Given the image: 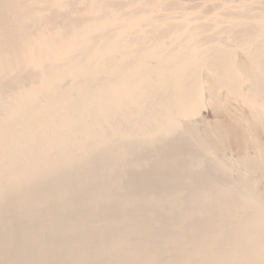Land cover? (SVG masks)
I'll return each instance as SVG.
<instances>
[{
	"label": "bare ground",
	"instance_id": "obj_1",
	"mask_svg": "<svg viewBox=\"0 0 264 264\" xmlns=\"http://www.w3.org/2000/svg\"><path fill=\"white\" fill-rule=\"evenodd\" d=\"M164 1H131L143 8L130 13L115 0H0V85L39 74L0 95V264H23L31 251L35 264L43 255L101 264L98 254L108 264H264V18L255 19L259 27L237 18L174 24L154 18ZM136 28L149 32L150 44L128 42ZM166 30L183 43L164 46ZM147 157L145 173L134 175L128 161ZM155 169L180 187L187 178L192 196H124L130 180L152 188ZM191 197L198 210L187 206ZM142 203H173L160 215L179 218L147 231L142 219L106 216L107 204ZM88 213L98 216L105 247L94 223H81ZM73 230L81 251L72 248ZM52 234L61 242L47 248ZM145 234L157 250L133 244Z\"/></svg>",
	"mask_w": 264,
	"mask_h": 264
},
{
	"label": "rangeland",
	"instance_id": "obj_2",
	"mask_svg": "<svg viewBox=\"0 0 264 264\" xmlns=\"http://www.w3.org/2000/svg\"><path fill=\"white\" fill-rule=\"evenodd\" d=\"M115 1L117 2H114V3H117L125 7L126 10L130 13L139 12L143 8L140 5L135 6L134 4H133V7L129 6L131 1L137 2V1H142V0H115ZM147 1L150 3L152 2V0H147ZM78 6L80 7L81 5H78ZM152 8H153L152 5L149 4L148 9H152ZM186 11L188 12L192 11V13L185 14ZM153 14L155 15L154 18L160 21L173 22L174 24H179V22H182L185 24H189L190 26L195 24V22H199L203 25H206V24L213 25V22L214 24H216L215 22H218V23H221L219 25H224V24H228V21H231L229 19H234V20L238 19L241 22L243 21L242 22L244 23L243 25H251L254 27H259V26H262L263 23L257 22L255 19H257V17L258 18L260 17L261 19L264 18V0H165L164 4L161 6L159 10H156L153 8ZM55 23H53V25ZM151 31H152V26L149 28V32ZM148 33L136 28L130 32V34L127 36L126 39L128 40L129 43L135 42L138 39V41L141 43L140 45H143V46L148 45L151 43V40H149L150 34ZM172 33H173L172 31L166 30L162 34L161 39H162L164 46H173L174 45L173 43H177V44L179 43L178 45H181L183 43L182 38H180L179 41H173L174 39H173ZM236 53L239 57L244 56V53L242 51L237 50ZM38 75H39L38 73L32 71V72H29V74L24 73L23 76L17 81H3L2 85H0V95L3 96L2 94L3 92L4 93L3 98L8 97L9 94L13 92V90L17 88L22 89V88L27 87L28 84L31 82L32 78L37 77ZM68 82L69 81L66 78H64L63 81L61 82V85L63 84L62 86H64ZM1 109L2 108H0V110ZM181 119H182L181 122H184L187 125L190 124L189 117H182ZM208 119L212 120V117L209 116ZM159 146L160 147L157 149L158 151L157 159L160 160V162H163L164 160H166L165 157L169 154V143L165 142ZM147 152L148 150L145 149L144 152L141 154H145ZM136 156L138 157L139 155H136ZM151 160H153V158L150 159L149 157H147L146 161L145 162L142 161V163L137 162L136 160H129L128 162L135 165L136 167V171L134 172V175H139V174L145 173L146 171L145 168L147 167L146 164L148 161H151ZM163 165H164L163 167H167L165 163H163ZM184 172L186 173V171ZM151 177H152V183H151L152 188L150 187L147 188V186H143V185H140V186L136 185L135 181L130 180V182H126L124 184L121 192L124 194V196H127L130 199L133 197L136 191L141 194H157L162 189L166 193H169V194L174 191L176 192L174 195H176L179 200L180 199L183 200L185 199V196L189 194H191L190 196H192L193 194L192 186L187 178H186L187 182L185 183L183 182L184 186L180 187L178 184H174L173 181L169 179L168 173L165 170L155 169L153 174H151ZM176 188L177 190H175ZM191 198L192 200H189V202L187 203V206L191 208L192 210L193 209L198 210L197 207L201 203L194 200L196 197H191ZM210 203L211 201L208 199L206 202V206L209 205ZM163 204L164 206H168L170 208L175 207L173 203H163ZM163 204L162 203H158L155 205L151 203L135 204L136 206H129L126 210H116L114 206H112L111 204H107L105 206V210L107 212L106 216L108 218L114 219L117 221H121L127 215L133 216V223L137 222V218L142 219L145 222L143 227L147 231H150V228L152 229L157 226H161L164 223L165 224L169 222L172 223L173 220H177L179 218L176 211L174 212L171 211V214L169 216L166 215L162 217L160 213H161ZM90 207L91 209L94 208L92 204L90 205ZM65 213L67 215L66 218H68L69 211H66ZM89 216L90 217L88 218L81 216L80 218H83V219H80L82 220L81 223H84L86 220H89L91 223H94L95 225L94 230L96 231L97 234H99L98 236L100 237L99 239H100L101 246L105 247L103 242H105L106 236L100 235L101 231L99 230L98 224L96 223L99 220L98 216H94V214L93 215L89 214ZM201 217L202 215L200 213L193 216V218L189 220V224L191 226L194 225L196 220H198V218H201ZM211 220L214 221L215 220L214 217H211ZM133 223H132V227L134 229ZM121 227H122L121 224H117L113 226V229L109 230V234L107 235V237L113 240L118 239V231ZM145 229H143V231ZM162 230L163 229H156L155 231H162ZM171 231H173L172 234L175 236H179L180 233L182 234V231L180 229H176L173 227ZM201 232L205 233L206 231L202 230ZM8 236L7 238L11 237V235L9 234ZM69 236H70V240L73 243L72 248H74V245H75L76 249L81 251L83 247L79 244L78 241H74L75 239H73L74 230L70 232ZM149 238H150L149 234H145L143 240L133 242V244H136V243L147 244L150 247L149 253L153 252L157 250L159 247L157 243L148 241ZM60 242H61V237L59 235L52 234V235H49L48 238H45V243H46L47 248L51 247L53 244L54 246H56ZM159 244L162 248H166V246H164L163 244L161 243ZM62 248H63L62 252L64 255L71 254L69 251L70 249L66 247H62ZM26 256L27 257H25L23 264H35L36 263V258L32 251ZM95 259H97L101 264H108V261H109L108 257L105 256L104 254H98ZM40 262L41 264H59L57 261H47L44 255L42 256ZM68 263L76 264L75 261H72V258L68 260ZM85 264H93V263L87 259Z\"/></svg>",
	"mask_w": 264,
	"mask_h": 264
}]
</instances>
